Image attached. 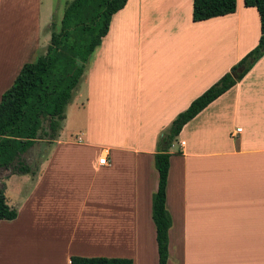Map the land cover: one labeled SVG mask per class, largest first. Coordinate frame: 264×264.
<instances>
[{
    "label": "crops",
    "instance_id": "obj_1",
    "mask_svg": "<svg viewBox=\"0 0 264 264\" xmlns=\"http://www.w3.org/2000/svg\"><path fill=\"white\" fill-rule=\"evenodd\" d=\"M70 1L0 0V84L45 53ZM192 8L193 0H127L113 14L47 159L28 161L34 175L3 182L17 217L0 220V264H69L73 255L158 264V138L260 36L257 9L244 0L201 21ZM169 151L167 264H264V55L182 127ZM38 243L49 249L37 253Z\"/></svg>",
    "mask_w": 264,
    "mask_h": 264
},
{
    "label": "trees",
    "instance_id": "obj_2",
    "mask_svg": "<svg viewBox=\"0 0 264 264\" xmlns=\"http://www.w3.org/2000/svg\"><path fill=\"white\" fill-rule=\"evenodd\" d=\"M127 0H71L65 6L60 25L52 22L51 37L45 53L26 62L13 83L0 98V171L35 174L22 155L38 140L57 138L65 118V109L84 72L85 65L108 31L111 18ZM257 9L260 36L252 48L230 71L196 97L180 112L157 142L154 163L158 187L152 195V219L155 225L158 264H167L169 229L172 218L166 207L167 177L172 142L182 127L218 98L251 69L264 55V0H244ZM236 0H193L192 19L201 21L233 13ZM242 67L239 72L237 69ZM46 123V124H45ZM49 141V142H50ZM17 209L8 204L5 185H0V220H13ZM69 264H134L127 257L73 255Z\"/></svg>",
    "mask_w": 264,
    "mask_h": 264
},
{
    "label": "rangeland",
    "instance_id": "obj_3",
    "mask_svg": "<svg viewBox=\"0 0 264 264\" xmlns=\"http://www.w3.org/2000/svg\"><path fill=\"white\" fill-rule=\"evenodd\" d=\"M64 1L65 0H55V3H57V5H62L63 6V4H64ZM57 19V18H56ZM56 22H57V20H56ZM44 50H41L40 51V53H42ZM25 58V57H24ZM28 59V58H27ZM9 74V73H8ZM10 79H11V76L10 77H8V75L4 78V80H6L5 82H2L1 84H0V90H1V92L3 91V90H5L6 88H8V86L11 84V81H10ZM66 110V109H65ZM46 124V123H45ZM171 125V124H170ZM49 145V142H48V140L47 139H42V140H38V142L34 145V147L32 148V149H30V151H28L25 155H22V159L24 160V161H29V162H32V161H38V160H40V159H42V160H45V159H47V156L45 155L44 157H42V155L43 154H45V150H46V148H47V146ZM11 173V171H10V169H3V170H1L0 171V185H1V183L2 182H6V183H8L7 182V180L9 179L8 177L9 176H7L8 174H10ZM16 174V173H15ZM5 176H7V177H5ZM20 176H18V175H13V177L10 179V186L11 187H13V188H16L17 187V185H19V178ZM28 184V183H27ZM26 185V184H25ZM25 185L23 184L22 186H21V189L22 188H26L25 187ZM11 193V192H10ZM151 209H152V200H151ZM3 227H4V224H0V249L2 248V239H3V236L1 237V235H2V232H3ZM44 235V234H43ZM45 238V237H44ZM46 239V238H45ZM13 241L14 240H11V242H6L5 243V248H6V251L8 252V251H13L14 250V248H15V244L13 243ZM33 243V242H32ZM39 244H42L43 246H41V247H39ZM45 243H38V245H37V247L35 248V249H37L38 248V252L37 253H39V252H41V251H45L43 248L45 247V248H48L49 249V247L47 246V244H45ZM32 248V244L30 245H27L26 246V249H28V248ZM33 250V249H32ZM32 250H31V252H32ZM2 250H0V252H1Z\"/></svg>",
    "mask_w": 264,
    "mask_h": 264
},
{
    "label": "built area",
    "instance_id": "obj_4",
    "mask_svg": "<svg viewBox=\"0 0 264 264\" xmlns=\"http://www.w3.org/2000/svg\"><path fill=\"white\" fill-rule=\"evenodd\" d=\"M99 163L100 164L107 163V155L106 154L100 155V157H99Z\"/></svg>",
    "mask_w": 264,
    "mask_h": 264
},
{
    "label": "water",
    "instance_id": "obj_5",
    "mask_svg": "<svg viewBox=\"0 0 264 264\" xmlns=\"http://www.w3.org/2000/svg\"><path fill=\"white\" fill-rule=\"evenodd\" d=\"M239 72H241L242 70H243V68L242 67H240V68H238L237 69Z\"/></svg>",
    "mask_w": 264,
    "mask_h": 264
}]
</instances>
